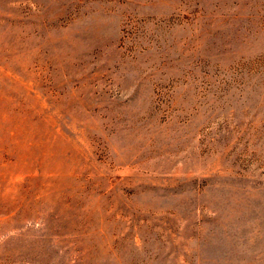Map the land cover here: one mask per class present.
<instances>
[{
	"label": "rangeland",
	"instance_id": "1",
	"mask_svg": "<svg viewBox=\"0 0 264 264\" xmlns=\"http://www.w3.org/2000/svg\"><path fill=\"white\" fill-rule=\"evenodd\" d=\"M0 264H264V0H0Z\"/></svg>",
	"mask_w": 264,
	"mask_h": 264
}]
</instances>
